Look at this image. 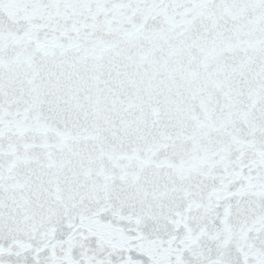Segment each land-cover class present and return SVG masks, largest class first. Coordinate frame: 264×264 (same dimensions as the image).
I'll use <instances>...</instances> for the list:
<instances>
[{
	"label": "snow or ice",
	"instance_id": "obj_1",
	"mask_svg": "<svg viewBox=\"0 0 264 264\" xmlns=\"http://www.w3.org/2000/svg\"><path fill=\"white\" fill-rule=\"evenodd\" d=\"M0 264H264V0H0Z\"/></svg>",
	"mask_w": 264,
	"mask_h": 264
}]
</instances>
